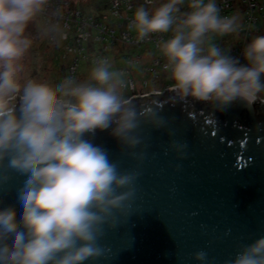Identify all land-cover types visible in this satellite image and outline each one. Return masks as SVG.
Segmentation results:
<instances>
[{
	"label": "clouds",
	"instance_id": "1",
	"mask_svg": "<svg viewBox=\"0 0 264 264\" xmlns=\"http://www.w3.org/2000/svg\"><path fill=\"white\" fill-rule=\"evenodd\" d=\"M48 0H0V184L14 175L12 199L0 206V264H90L102 254L98 241L112 213L132 195L134 172L122 171L95 142L107 133L119 146L141 143L143 123L159 126L155 101L137 105L122 91L121 74L99 59L84 80L54 85L25 77L33 45L28 25ZM163 0L135 9L132 27L143 40L172 35L159 44L177 101L226 110L251 108L264 99V35L242 51L243 63L215 44L211 34L239 31L237 15L222 16L217 0ZM194 259L208 264L207 254ZM227 264H264V236L243 245Z\"/></svg>",
	"mask_w": 264,
	"mask_h": 264
},
{
	"label": "water",
	"instance_id": "2",
	"mask_svg": "<svg viewBox=\"0 0 264 264\" xmlns=\"http://www.w3.org/2000/svg\"><path fill=\"white\" fill-rule=\"evenodd\" d=\"M150 101L163 105L162 123H143L135 148L96 134L119 168L137 177L133 195L103 227L102 254L90 264H199L200 251L208 264H227L264 236V102L223 111L171 93L133 103ZM243 112L248 122L240 125ZM7 174L0 206L12 199L14 175Z\"/></svg>",
	"mask_w": 264,
	"mask_h": 264
},
{
	"label": "built area",
	"instance_id": "3",
	"mask_svg": "<svg viewBox=\"0 0 264 264\" xmlns=\"http://www.w3.org/2000/svg\"><path fill=\"white\" fill-rule=\"evenodd\" d=\"M142 3L149 8H155V0H141ZM240 1L246 4L245 11V20L238 31L239 35H249L252 33V28H254L257 23L256 14H260L264 17V2L263 0H221L218 7L224 13L225 9H230L232 7L231 2ZM51 7L52 11H49L48 14L51 15L57 22L62 23V27L65 28V31H61L62 38L65 39L68 36V31L70 29L68 18L71 14H65L63 11L59 10L60 7H64L61 4L60 0H53ZM133 0H111L110 1V10L116 19H123L121 24L116 27L119 28L117 31L116 28H110L106 26L102 21H93L88 17H78V13H75L74 20L72 21L77 25L74 30V38L71 44L66 45L65 56H68L69 65L67 68L68 77L74 78L77 75L80 63L86 61L89 62L92 66L95 65V62L99 59H105L109 61L108 52L110 48L117 42L126 46H129L133 51L127 52L123 57L124 66L120 69V74L126 78V81L123 82L122 88L128 89L132 93L127 97L132 102L142 103L143 98L147 99H157L161 97L162 92H171L170 89L172 84H165L162 88L157 89L153 87V83L157 80L159 81L156 73L158 69L164 70V65L166 63L165 58L161 55L159 44L161 41L168 39L172 32L169 33H153L149 37L139 40L137 34L132 27V17L134 7ZM48 8V6H47ZM59 10V11H58ZM120 10L125 13V16L122 17ZM130 12V13H129ZM186 11H181V13ZM222 15V14H221ZM228 16V13L225 14ZM222 15V16H225ZM122 17V18H121ZM57 22H55L57 24ZM75 25V26H76ZM92 35H96L93 39ZM56 38L54 34L53 39ZM91 40L98 42V46L95 49L87 46ZM151 46V47H149ZM145 48V52L152 53L150 50L153 48L156 51V54L151 57V65L143 66L147 77L141 78L140 87L142 85V91L136 92V81L132 77V67L138 66L141 61L144 60V55H140L138 50ZM244 48L236 47L231 50L232 56L237 57L242 60V51ZM95 50V51H94Z\"/></svg>",
	"mask_w": 264,
	"mask_h": 264
},
{
	"label": "rangeland",
	"instance_id": "4",
	"mask_svg": "<svg viewBox=\"0 0 264 264\" xmlns=\"http://www.w3.org/2000/svg\"><path fill=\"white\" fill-rule=\"evenodd\" d=\"M86 1V0H81ZM158 5L163 2V0H157ZM237 10L240 8L238 5L235 7ZM235 10V11H237ZM233 11V14L234 12ZM259 18L258 21V27L264 28V19H262L259 14H256ZM50 21L49 19L42 14H38V16L28 25V28L26 29V34L29 35L33 40V45L29 49L28 53L26 54L24 58V65H25V77L28 79L36 80L39 82H47L50 85H54L59 80L64 79L65 77H68L67 72L65 73V69H62L61 66L58 63V60H56L57 56L54 54L55 47L51 43L50 40ZM263 31L260 30V33L263 34ZM258 34L252 35L248 38L247 43ZM213 37V38H211ZM209 41L206 43V46L213 44V40L215 38V34H212L210 36ZM246 40V39H245ZM151 47V46H149ZM152 53L145 52V48H141L138 50V53L140 55H144V61L142 64L149 62L150 58L153 57L156 54V51L153 50V48L150 49ZM133 51L128 46H117L116 49L114 47H111L108 52V63L111 66V69L114 71H117L120 73V69H122L121 64L123 63V57L127 52ZM224 51V50H223ZM227 54V51H224ZM56 58V59H55ZM55 59V60H54ZM58 65V68L55 66ZM91 65L88 62H82L80 63L79 70L77 75L73 79L76 80H84L87 78L88 73L91 70ZM141 66H137L133 68L132 70V77L136 80V92H141L142 85L140 87L141 79L139 77L140 74L143 73ZM147 74V73H146ZM160 80L154 82L152 85L154 88L160 89L165 84H172V81L169 79V74L160 71ZM65 76V77H64ZM144 77H147L144 75ZM121 80L124 82L126 81V78L121 75ZM122 91L126 97H128L132 92L128 89L122 88ZM172 92H162L160 96L165 95V99L168 98V95H170ZM262 98H264V93L260 94ZM264 102V99L258 100Z\"/></svg>",
	"mask_w": 264,
	"mask_h": 264
},
{
	"label": "trees",
	"instance_id": "5",
	"mask_svg": "<svg viewBox=\"0 0 264 264\" xmlns=\"http://www.w3.org/2000/svg\"><path fill=\"white\" fill-rule=\"evenodd\" d=\"M110 1L111 0H86V1H81V0H60V2H61L62 5H64V3H66V5L64 7H60L59 10L63 11L66 15L67 14H71L68 17V18H70V21H69L70 29L67 32L68 33V36L65 39H63L62 38V35H61V31H65L66 29L62 27V23L60 21L57 22L53 17H51L50 14H48L49 11H52L53 10V7H51V6H53L52 5L53 0H48L47 5L45 6L44 10L42 11V14L45 15L49 19V21H50V27H51L50 40H51V43L55 47L54 54L57 56L56 57L57 59L56 58L55 59L59 61V63H60L59 65H61L63 63L65 65V62H67V65H65V66H68L69 65L68 56H65V54H64V52H65V48L64 47L66 45L71 44V42H72V40L74 38V30L77 27V25L75 23H73L72 21L74 20L75 13H78V15H79L78 17L79 18L80 17H88V18H91L93 21H102L106 26H108L110 28H116L117 31L119 30V28H117L116 26L119 25V24H121V22H122L123 19H120V18L119 19L118 18L116 19V17L113 16V14L111 13V10H110ZM220 1L221 0H217V4H219ZM263 2H264V0H263ZM133 3L135 5L133 7V10L131 11L133 13H134L135 9L137 7H139V6H144L149 11H151V10L154 9V8H149L148 6L144 5L141 0H133ZM155 3H156V7H157L158 6L157 0H155ZM231 5H232V7L230 9H225L224 10V13H222L223 12V10H222L221 11V14L222 15H225V14L228 13V16H232L233 11H235V9H236L235 8L236 5H241L242 6V9H244V16H243V18H241L240 25L243 24V21L245 20L244 17H245V11H246V4L243 3V2H240V1H235V2L232 1L231 2ZM47 6H48V8H47ZM188 10L189 9L187 7V0H185V4L181 7V11H188ZM119 12H120V14H121L122 17L125 16V13L122 10H120ZM259 16L261 18H264L260 14H259ZM256 17H257V23H258V16L256 15ZM55 22H57V24ZM257 23L255 25H257ZM255 28H252V32H253V29H255ZM54 34L56 35V38L55 39H53ZM251 35H253V33H251L249 35H246V36L245 35H239V39L236 42H234L233 44L228 45V43L225 41V42H222L223 45L220 46L219 48L222 51L223 50L224 51L226 50L227 51V54L232 55V53L230 51L232 49H235L236 47H239V48L242 47V48H244L245 45L247 44L248 38ZM95 36L96 35H92V38L91 39H93ZM210 36H212V34ZM209 37L206 39V42L205 43H207L209 41V39L213 38V37H211V38H209ZM219 40L220 41L223 40V36H220V35L215 34V38H214L213 42H216V45H217V43H219ZM87 46H90V48H93V49L96 50V48L98 46V42H96L95 40H91L88 43ZM117 46H126V45H123V44H120V43H117L116 42L112 47H114L116 49ZM130 52H132V51H130ZM143 61H141V63L138 65V66H141L142 67L141 69L143 71V73L140 74L141 76L139 77V79L145 78L144 75L148 76L145 73V71L143 69V66H147V65L149 66V65H151V58H150L149 62H147V63L142 64ZM122 62H123V60H122ZM241 62L242 63L244 62L243 61V57H242ZM123 66H124V64L122 63L121 64V67H123ZM91 67H93V66L91 65ZM135 67H137V66H135ZM65 68H67V67H65ZM133 68L134 67H132V70H133ZM160 71H162V70L158 69V73H156V75H157V77H158L159 80H160V74H159ZM65 72H66V70H65ZM162 72L167 73L166 71H162ZM168 84H170V83H168ZM256 106H258V103H257ZM259 113H263V111H260ZM222 116L223 115H221V114L219 115L217 112L214 114V117L215 118H217V117L223 118ZM247 117H248V114L247 113H244V112L241 113V115H240V120L241 121H239L240 125L247 124V122H248V118Z\"/></svg>",
	"mask_w": 264,
	"mask_h": 264
},
{
	"label": "crops",
	"instance_id": "6",
	"mask_svg": "<svg viewBox=\"0 0 264 264\" xmlns=\"http://www.w3.org/2000/svg\"><path fill=\"white\" fill-rule=\"evenodd\" d=\"M238 7L240 8L239 10H237V9H235V10H237V11H235L234 12V14H232V15H237L238 17H239V22H241V18H243V16H244V9H242V6L241 5H238ZM262 19H264V18H262ZM258 21H259V18H258ZM258 24V23H257ZM256 27V28H255ZM254 28L255 29H253V35H255V34H258V35H256V36H260V35H264V32H263V34L262 33H260V30H262L263 31V26L260 28V27H258V25H255L254 26ZM252 36V35H251ZM239 39V35H238V33L236 32V33H233V34H228V35H223V40H219V43H217V45H216V42H213V44H215L217 47H220V46H222L223 44H222V42H227L228 43V45H231V44H233L234 42H236L237 40ZM226 44V43H225ZM225 47V46H224ZM231 52V51H230ZM58 63H59V61H58ZM60 64V63H59ZM62 66H61V68L62 69H65L66 70V72H67V68H68V66H65V65H67V62H65V65H64V63L63 64H61ZM56 68H58V65H56L55 66ZM65 67H67V68H65ZM59 69V68H58ZM65 72V73H66Z\"/></svg>",
	"mask_w": 264,
	"mask_h": 264
},
{
	"label": "flooded vegetation",
	"instance_id": "7",
	"mask_svg": "<svg viewBox=\"0 0 264 264\" xmlns=\"http://www.w3.org/2000/svg\"><path fill=\"white\" fill-rule=\"evenodd\" d=\"M218 114H219V115H220V114L222 115V113H221V112H218Z\"/></svg>",
	"mask_w": 264,
	"mask_h": 264
}]
</instances>
